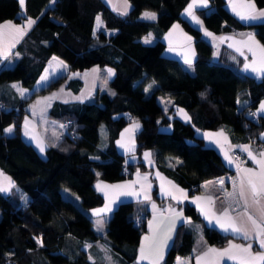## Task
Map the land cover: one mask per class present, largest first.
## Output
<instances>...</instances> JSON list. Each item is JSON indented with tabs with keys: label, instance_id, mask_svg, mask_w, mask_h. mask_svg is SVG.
<instances>
[{
	"label": "trees",
	"instance_id": "16d2710c",
	"mask_svg": "<svg viewBox=\"0 0 264 264\" xmlns=\"http://www.w3.org/2000/svg\"><path fill=\"white\" fill-rule=\"evenodd\" d=\"M130 1L131 9L120 13L103 0H25L23 11L18 0H0V21L35 18L15 47L19 53L16 62L0 67V82L18 79L32 88L17 107L6 108L0 102V168L14 181L9 192H0V264H98L88 260L81 248L83 240L100 237L86 209L103 200L93 186L98 170L109 181L130 174L131 166L124 169V155L113 144L118 130L127 122V113L141 122L135 134L136 151L150 148L158 160L165 156L179 158L177 172L166 171L194 190L204 179L233 172L217 149L197 133V128L224 126L233 140H261L262 125L251 121L247 112L264 95V75L255 78L221 59L212 60L211 42L181 16L188 0ZM254 1L264 6V0ZM143 9L155 10V19L141 18ZM198 12L213 31L251 27L264 45V20L241 22L228 10L226 0H210V5ZM97 13L104 27L113 32L98 28L93 33ZM174 20H179L194 37L197 57L193 71L181 60L163 54L165 43L160 33ZM150 31L157 38L143 42L141 38ZM54 53L68 63L67 72L92 64L111 66L114 74L108 82L114 95L98 89L89 100L54 104L49 113L61 116L56 110L63 106L64 119H71L72 131L65 132L41 154L24 138L22 118L36 94L57 87L67 76L64 72L34 87ZM153 81L156 84L147 92ZM160 93L170 95L173 103L183 106L190 120L169 117L157 99ZM170 112H174L172 108ZM163 123H171V129H159ZM8 124H13L11 133L6 131ZM101 124L107 127L109 140L103 149ZM64 186L76 193L79 204L63 196ZM17 188L28 195L25 202ZM152 191L157 197L156 186ZM141 211L146 215L137 225L133 218ZM184 212L201 219L191 204L184 205ZM147 214L146 202L124 200L106 221V237L123 255L124 264L134 256ZM202 228L206 241L217 245L240 238L203 222ZM195 236L193 230L179 225L164 264H172L176 252L188 253Z\"/></svg>",
	"mask_w": 264,
	"mask_h": 264
},
{
	"label": "crops",
	"instance_id": "0c3cea01",
	"mask_svg": "<svg viewBox=\"0 0 264 264\" xmlns=\"http://www.w3.org/2000/svg\"><path fill=\"white\" fill-rule=\"evenodd\" d=\"M103 1L111 9L120 13H127L132 6L130 0H127V6H125L124 0ZM190 4L193 5L191 9L193 15L199 19L200 23H196L193 15H189L186 11ZM209 5L210 0H207L206 6H202L199 0H188L181 11V16L199 29L201 34L211 42L213 47L212 60L221 59L244 74L260 78L264 75V71L253 72L251 68L264 69V45L254 29L248 26L233 27L221 31L209 29L198 12L200 8H206ZM226 6L235 18L245 24L264 20V17L259 16L260 11H264V6H257L254 0H226ZM19 7L22 11L25 9V0L23 7L19 2ZM145 12L155 13V17L157 14L155 10L143 9L139 16L145 18ZM241 15H253L258 18L242 20ZM97 17L100 18L99 26ZM29 19L35 21L32 16L24 17L21 21L13 19L0 21V26H2L0 27V67L10 66L18 59L19 53L15 47L33 25L27 26ZM98 28H103L107 32L114 31V29L104 27L103 19L99 13L95 15L93 33ZM206 33H211V35H206ZM144 36L149 39L148 43L157 38L153 31ZM143 37L141 39L145 42ZM160 38L165 43L164 55L175 57L183 63L187 56L192 59L193 63L191 67L185 63L184 65L190 71L194 70V61L197 57L194 37L179 20H174L164 29L160 33ZM245 64L251 67L245 70ZM94 69L96 71H93ZM107 69L113 70L109 65L92 64L82 70L67 72L68 63L62 57L55 53L49 56L34 87L45 85L50 78L64 72H67V76L57 87L43 94L46 95L44 96L47 98L46 100L41 98L43 95L37 94L28 102L21 127L24 138L31 142L39 153L44 154L45 149L58 140L59 133L62 131L61 120L64 119L65 108L61 106L56 110L58 114H62L61 116L51 115L49 113L50 108L56 103L68 104L91 99L95 92L100 89L101 82L106 81L109 84L110 76ZM153 82L156 84V81ZM14 84L18 87H12ZM18 89L23 90V95ZM146 89L149 92L151 87ZM31 91L32 88L24 86L18 79L0 82V102H3L6 108L10 106L17 107L21 99L29 95ZM108 93L113 94L114 89ZM158 96L164 97L166 106L163 105ZM39 99H42V106L36 108L33 103H37ZM157 99L165 109L166 114L172 117L171 114L174 112H170V108L174 111L175 105L172 97L160 93L157 95ZM261 103H264V95L253 108L259 119L258 123L262 125L259 131L260 142L250 139L233 140L229 130L224 126L196 129L197 133L202 135L207 143L212 144L217 149L224 163L233 171L232 177H228L227 173H223L202 180L197 190L181 184L173 174L166 171L177 172L176 165L180 159L176 156H165L163 159L158 160L150 148H144L140 153L136 151L135 134L140 129L141 122L132 116L128 117L127 122L121 126L117 135L113 138V144L124 155V169L127 171L131 166V171L128 176L114 181L104 179L101 171H97L93 186L102 195L103 200L97 205L88 207L86 211L100 237L82 241L81 248L84 250L86 258L98 264H124L121 260L123 255L109 243L106 237V221L119 202L136 200L146 202L148 214L145 220V230L136 241L134 256L127 264H164L166 253L175 242L177 229L181 224L183 228L193 230L196 238L188 253H175L172 264H211L212 261H215V264H242V262L243 264H264V261L257 258V254H264V248L260 246V240L264 239V215L261 214V210L264 209V191H260L259 195L253 197L251 187L248 184L249 179H252L258 190L260 189L262 165L254 162L249 157L248 151L243 150V146H248L253 156L256 157V161H264V157L260 156V153L264 152V112L258 111ZM185 113L187 116H185ZM180 118L190 120V114L188 111L181 112ZM137 124L139 127H134ZM166 124L171 125V123ZM10 125L13 127V124H8L7 127ZM169 129L171 127L167 130ZM99 132L100 147L103 149L109 141L106 125L100 126ZM205 133L211 135L205 136ZM41 148L44 149L43 152ZM234 151L238 152V157L234 155ZM145 153H150V156L146 157ZM226 156L232 160L231 164ZM245 169H252L253 171L249 173L244 171ZM2 171L1 169L0 186L8 188V191L4 192L7 193L13 187L14 181L9 174ZM220 181H223V183H220ZM155 186L157 197L153 196L152 193ZM17 189L22 195V201L25 202L28 195L20 188ZM241 190L244 193L243 197L240 195ZM61 192H63V188H61ZM67 193V198L73 199L78 204L80 203L76 193L72 191ZM124 193L134 194L125 195ZM257 200L259 203L254 202ZM186 203L194 206L201 219L193 218L184 212ZM106 206L110 210L102 212L99 216L93 214L94 210L104 209ZM226 209L227 215L225 216L223 213ZM177 213H180V215L177 216ZM249 216L252 217V220L248 218ZM217 219L220 220V223H217ZM97 220L103 221L100 230L96 225ZM253 220L256 221L255 224H253ZM202 222L240 238H231L224 245L210 243L205 239ZM229 222L241 228L242 231L237 233L230 228L225 231L221 224L227 225ZM244 232L248 233L247 238H245ZM249 244L252 245L250 253L242 251V248L247 247ZM232 245L241 247L232 248ZM142 247L144 259H140ZM229 248H231L230 254L234 257L233 259L218 255L219 252ZM209 249H216L217 252L204 256V253L208 252ZM198 258L201 259L198 260Z\"/></svg>",
	"mask_w": 264,
	"mask_h": 264
},
{
	"label": "snow or ice",
	"instance_id": "6c2138e0",
	"mask_svg": "<svg viewBox=\"0 0 264 264\" xmlns=\"http://www.w3.org/2000/svg\"><path fill=\"white\" fill-rule=\"evenodd\" d=\"M19 2H20V4H21V6L23 7L24 0H19ZM52 2L55 3V0H52ZM124 2H125V6H127V0H124ZM199 2H200V4H201L202 6H206V5H207V0H199ZM192 7H193V5L190 4L189 7H188V9H186V11L188 12L189 15H193V13H192V11H191ZM252 7H254V5H252ZM259 16H260V17H264V11H260ZM144 17L147 18V19H155V13L145 12V13H144ZM240 18H241L242 20H254V19H257L258 17H257V16H253V15H241ZM193 19L196 21V23H200L199 19L196 18L194 15H193ZM33 23H35V21L29 19V20L27 21V26L30 27ZM99 23H100V18L97 17V24H98V26H99ZM0 27H2V26H0ZM206 35H211V33H206ZM148 42H149V39H148V38H145V43H148ZM193 55H194V54H193ZM54 59H55V58H54ZM184 63L187 64V65H189V66L191 67L193 61H192V59H190V58H188V57L186 56L185 59H184ZM250 67H251L250 65L245 64V70H248ZM251 70H252L253 72H261V71H264V69H257V68H254V67L251 68ZM93 71H96V69H94ZM107 73H108L109 76H111V75L114 74L112 69H107ZM42 79H44V78L42 77ZM153 83H155V82H153ZM12 87L17 88L18 86L14 84V85H12ZM149 87H151V85H150ZM18 90L20 91L21 95H23V90H22V89H18ZM113 95H114V93H113ZM180 111L183 112V109H181ZM258 111L264 112V103H261V105H260V109H259ZM252 115H256V113H252ZM185 116H187L186 113H185ZM189 119H190V118H189ZM134 127L138 128L139 125L137 124V125H135ZM6 131H7V132H11L12 129L9 128V129H6ZM126 131H127V129H126ZM209 135H211V134L205 133V136H209ZM43 150H44V149L41 148V151H42V152H43ZM243 150H244V151H248L249 157L252 158L254 162L260 163V164L262 165V172H261V175H260V189L258 190L256 183H254L252 179H249V181H248V184H249V186L251 187L252 195H253V197H256L257 195H259V192H260V191H264V161H256V157L253 156V154H252V152L249 150L248 146H243ZM145 156H146V157L150 156V153H145ZM260 156L264 157V152H261V153H260ZM226 159H228V162H229L230 164L232 163V160L229 159L227 156H226ZM244 171L251 173L253 170H252V169H245ZM220 183H223V181H220ZM98 187H99V186H98ZM6 191H8V188H5V187H3V186H0V192H6ZM124 194H125V195H132V194H134V193H124ZM240 195L243 197V195H244L243 190H241ZM146 198H147V197H146ZM197 199H199V198H197ZM254 202H255V203H259L258 200H257V201H254ZM153 207H155V205H153ZM106 210H110V209H108L107 206H106L104 209L94 210V213H93V214L99 216L102 212H105ZM261 214L264 215V209L261 210ZM176 215L179 216L180 213H177ZM223 215H225V216L227 215V209L225 210V212L223 213ZM248 218H249L250 220H252V217H251V216H249ZM217 223H220V220H219V219H217ZM255 223H256V221L253 220V224H255ZM102 224H103V221H102V220H97V221H96V225H97V227H98V230H100V228L102 227ZM221 227L224 228L225 231H228L229 228H230L233 232H237V233H239V232L242 231L241 228L236 227L235 224H233V223H231V222H229L227 225H225V224H221ZM244 236H245V238H247L248 233H247V232H244ZM169 238H170V237H169ZM146 239H147V238H146ZM260 246H261V248H264V239H261V240H260ZM231 247H232V248H236V247H241V246H238V245H232ZM251 247H252V245L249 244V245H247V247H243V248H242V251L247 252V253H250ZM215 252H217L216 249H209L208 252L204 253V256H208L209 253H215ZM230 253H231V248H229V249H225V250L219 252L218 255H219L220 257H227L228 259H233L234 257H233ZM144 258H145V257H144V255H143V247H142V248H141V257H140V259H144ZM161 258H162V257H161ZM257 258L260 259V260H262V261H264V254H257ZM199 259H201V258H198V260H199ZM211 264H215V261H212ZM242 264H243V262H242Z\"/></svg>",
	"mask_w": 264,
	"mask_h": 264
},
{
	"label": "rangeland",
	"instance_id": "374dc122",
	"mask_svg": "<svg viewBox=\"0 0 264 264\" xmlns=\"http://www.w3.org/2000/svg\"><path fill=\"white\" fill-rule=\"evenodd\" d=\"M149 10H152V9H149ZM144 38V40H145V36L143 37ZM12 65V64H11ZM100 89L101 90H105V91H108V92H110V91H112L113 90V88L106 82V81H103V82H101V84H100ZM43 94H45V92H43V93H38V95H43ZM37 95V94H36ZM44 96H46V95H43V96H41V98L42 99H47L46 97H44ZM158 98L161 100V102L163 103V105L164 106H166V104H165V99H164V97H160V96H158ZM42 99H39V101L37 102V103H33V104H35V107L36 108H41V106H42ZM27 108V107H26ZM181 109H183V112H187L186 111V109L183 107V106H180V105H174V113L173 114H171V115H177V116H179L180 117V115H181ZM22 125H23V118H22ZM101 126H105L104 124H101ZM171 127V125L170 124H161V125H159V129H164V130H167L168 128H170ZM7 129H9V128H11L12 129V131H13V127H11V125L10 126H8V127H6ZM11 131V132H12ZM11 132H8V133H11ZM60 134V133H59ZM60 137V136H59ZM62 137V136H61ZM0 172H1V169H0ZM3 172V171H2ZM9 176V175H8ZM10 177V176H9ZM63 188V196L64 197H67L68 196V193L67 192H69V191H71V189L69 188V187H67V186H64V187H62Z\"/></svg>",
	"mask_w": 264,
	"mask_h": 264
},
{
	"label": "built area",
	"instance_id": "2783aa9c",
	"mask_svg": "<svg viewBox=\"0 0 264 264\" xmlns=\"http://www.w3.org/2000/svg\"><path fill=\"white\" fill-rule=\"evenodd\" d=\"M2 106V104H0V107ZM248 115H249V118L251 119V121L253 122H259V119H258V116L257 114L256 115H252V113H255L253 111V109H249L248 110ZM126 118L128 117H131L130 113H127L125 115ZM71 119L70 118H65L63 120H61V126H62V131L60 132L59 136L61 137L65 132H71L72 131V128H71ZM234 155L236 157L239 156L238 152L234 151ZM227 176L228 177H232L233 176V172H227ZM145 212L141 211L139 213H137L134 218H133V221L135 224L139 225L141 223H143L144 221V218H145Z\"/></svg>",
	"mask_w": 264,
	"mask_h": 264
}]
</instances>
